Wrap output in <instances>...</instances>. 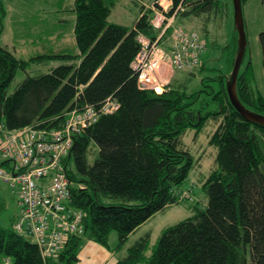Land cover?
I'll use <instances>...</instances> for the list:
<instances>
[{
  "label": "trees",
  "instance_id": "1",
  "mask_svg": "<svg viewBox=\"0 0 264 264\" xmlns=\"http://www.w3.org/2000/svg\"><path fill=\"white\" fill-rule=\"evenodd\" d=\"M169 1L166 14L179 5L177 23L205 15L197 31L206 51L199 64L173 69L184 76L167 80L160 91L140 86L131 67L140 47L137 34L151 39L157 35L151 6H158V0H133L138 16L132 26L108 22L114 0H73L67 8L74 13L69 43L29 58L0 44V129L62 128L72 109L97 113L95 120L72 131L71 147L63 157L72 181L70 204L84 212L83 232L71 234L57 255L43 257L35 242L13 228L16 214L9 226L0 225V254L9 264H74L85 238L107 247L111 231L117 233L116 247L123 245L156 211L178 202L175 190L195 163L182 136L191 128L196 136L209 121L213 128L208 143L216 150L213 167L201 183L205 203H194L190 215L163 227L150 253L147 232L129 244L115 264H264V126L246 120L227 96L225 81L237 46L235 27L225 43H209L205 36L209 22L217 16L224 21L227 3ZM4 14L0 0V24ZM258 40L264 75V29ZM220 45L225 48L224 68L214 76L203 75L210 68L206 52ZM40 60L57 63L44 72L26 71L8 91L17 69ZM197 73L198 82L188 87ZM236 92L245 107L264 114V93L246 50ZM109 100L116 107L100 111Z\"/></svg>",
  "mask_w": 264,
  "mask_h": 264
},
{
  "label": "built area",
  "instance_id": "2",
  "mask_svg": "<svg viewBox=\"0 0 264 264\" xmlns=\"http://www.w3.org/2000/svg\"><path fill=\"white\" fill-rule=\"evenodd\" d=\"M169 0L152 5V26L158 31L154 39L137 34L140 47L131 61L138 84L156 89L160 65L184 69L201 62L206 51L204 38L195 29L175 24L178 6L166 14ZM161 14L158 19V14ZM158 15V16H157ZM168 31L166 38L164 33ZM163 38V40H162ZM156 74L159 75L156 77ZM158 80H157V79ZM116 107L106 101L100 111ZM62 128H37L26 125L0 129V180L16 196L17 217L13 228L35 242L43 257L57 255L71 234L83 232V210L70 204V185L63 157L72 144V131H79L96 119V111L72 109Z\"/></svg>",
  "mask_w": 264,
  "mask_h": 264
},
{
  "label": "rangeland",
  "instance_id": "3",
  "mask_svg": "<svg viewBox=\"0 0 264 264\" xmlns=\"http://www.w3.org/2000/svg\"><path fill=\"white\" fill-rule=\"evenodd\" d=\"M2 1L5 14L3 16L4 18H2V24H0V44H6L16 56L29 58L39 52L55 49L57 45L72 41L74 13H71V10L67 8L72 6L73 0ZM140 1L150 4L152 0ZM224 1L227 3V13L224 21L221 20V17L217 16L215 21H211L208 24L210 31L205 36L209 43L211 39L219 41L216 43L217 45L225 43L233 29L232 1ZM242 13L247 39L246 56H250L252 60L257 85L264 93V75L261 64V49L258 40V32L264 29V0H246L242 4ZM158 15V19H160L162 15L160 13ZM137 16L138 7L134 4L133 0H114V4L111 6V11L108 15V22L132 26ZM204 16L196 17L189 21H180L179 19L178 23L176 20L174 22L183 28L200 30L203 26ZM60 31H62V35H59ZM48 33H50V37H48ZM223 46L220 45L208 49L205 56L208 58L207 65L210 68L204 70L202 72L203 75L214 76L219 72L218 69H222V66L224 68L225 53L223 51L225 48ZM56 63L57 61L54 60L31 61L25 70L17 69L8 87V91L11 92L13 90L26 71L29 73L44 72ZM157 68L158 70L155 72H158L160 76L156 74V77H161L162 81L180 79L184 76L183 73L174 71L168 64L160 65ZM200 75L201 73H197L192 76V82L188 84V87L195 85ZM157 83L158 87H156L160 89L156 88L155 90L160 91L162 89L160 80ZM211 83L217 87L216 80L211 81ZM211 123L212 121H209L204 125V128L196 136H194V130L192 128L186 130L182 136V141L195 158V163L187 180L175 190L178 202L156 211L146 221L141 223L134 232L128 235L124 245L133 243L140 236L148 232L149 245L146 253H150L163 227L190 215L194 203L198 202L200 205L205 203L206 194L201 189V183L204 180V176L213 167V155H215L216 150L214 146L208 143V135L213 128ZM89 160L92 161V156L89 157ZM16 214V196L8 184L0 180V225L9 226ZM87 240V238L84 239L80 248L87 249ZM116 243L117 233L116 231H111L108 245L112 247V249H109L112 252V260L116 259V256L121 250V247H115ZM103 247L108 249L106 246ZM83 254H85V251ZM0 257L4 258L5 255L0 254ZM83 264L90 263L84 262ZM106 264L111 263L108 261Z\"/></svg>",
  "mask_w": 264,
  "mask_h": 264
},
{
  "label": "water",
  "instance_id": "4",
  "mask_svg": "<svg viewBox=\"0 0 264 264\" xmlns=\"http://www.w3.org/2000/svg\"><path fill=\"white\" fill-rule=\"evenodd\" d=\"M232 9H233V23L237 31V46H236V51H235L231 70L227 75L225 81L227 96L230 103L246 120L256 122L264 126V114L245 107L237 96L236 79L243 55L246 50L247 39H246L244 18L242 13L241 0H232Z\"/></svg>",
  "mask_w": 264,
  "mask_h": 264
},
{
  "label": "crops",
  "instance_id": "5",
  "mask_svg": "<svg viewBox=\"0 0 264 264\" xmlns=\"http://www.w3.org/2000/svg\"><path fill=\"white\" fill-rule=\"evenodd\" d=\"M86 244H87V249L85 250L82 247L79 249L78 259L76 260L74 264H83L84 262L90 263V264H106L108 261L111 264H115L116 260L119 257H122L125 255L126 249L128 247V245H124V244L121 246H118L117 248L121 247V250L119 254L116 256V259L112 260V252L109 251V249H112L111 246L108 245L107 246L108 249H106L102 245H100L99 243L91 239H88ZM115 247H116V244H115ZM84 251H85V254H83ZM0 264H9L8 258L6 256L4 258L0 257Z\"/></svg>",
  "mask_w": 264,
  "mask_h": 264
},
{
  "label": "bare ground",
  "instance_id": "6",
  "mask_svg": "<svg viewBox=\"0 0 264 264\" xmlns=\"http://www.w3.org/2000/svg\"><path fill=\"white\" fill-rule=\"evenodd\" d=\"M157 87H158V86H157ZM157 87H156V88H157ZM157 89H160V88H157Z\"/></svg>",
  "mask_w": 264,
  "mask_h": 264
}]
</instances>
